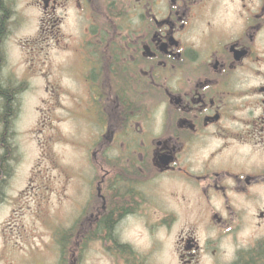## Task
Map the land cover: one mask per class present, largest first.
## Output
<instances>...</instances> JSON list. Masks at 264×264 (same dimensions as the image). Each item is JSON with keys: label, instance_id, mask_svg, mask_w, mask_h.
I'll return each mask as SVG.
<instances>
[{"label": "flooded vegetation", "instance_id": "af4514ba", "mask_svg": "<svg viewBox=\"0 0 264 264\" xmlns=\"http://www.w3.org/2000/svg\"><path fill=\"white\" fill-rule=\"evenodd\" d=\"M2 3L1 80L20 100L69 53L90 132L56 264H264V0Z\"/></svg>", "mask_w": 264, "mask_h": 264}, {"label": "rangeland", "instance_id": "374dc122", "mask_svg": "<svg viewBox=\"0 0 264 264\" xmlns=\"http://www.w3.org/2000/svg\"><path fill=\"white\" fill-rule=\"evenodd\" d=\"M69 57L52 51L50 85L36 77L20 97L14 159L0 200V264H56L50 226L71 222L79 176L92 175L89 128L74 117L77 87L58 69ZM66 264L74 259L67 256ZM86 264L110 263L99 256Z\"/></svg>", "mask_w": 264, "mask_h": 264}, {"label": "trees", "instance_id": "16d2710c", "mask_svg": "<svg viewBox=\"0 0 264 264\" xmlns=\"http://www.w3.org/2000/svg\"><path fill=\"white\" fill-rule=\"evenodd\" d=\"M0 7L2 8L3 22H1L0 36L4 32V23L6 21V9L0 0ZM2 64L1 53H0V67ZM0 118L1 125L4 127L3 133L0 134V140L2 145V155H0V200L3 198L4 194V185L6 179L10 173V168L13 162L14 151L11 148L12 144V130L14 118L17 114L19 108V97L16 96L14 90L6 85L4 80L0 78ZM117 217L114 215L107 216L104 221V229L108 231V234H111L112 228L116 223Z\"/></svg>", "mask_w": 264, "mask_h": 264}]
</instances>
